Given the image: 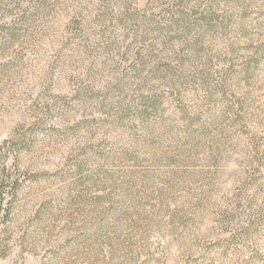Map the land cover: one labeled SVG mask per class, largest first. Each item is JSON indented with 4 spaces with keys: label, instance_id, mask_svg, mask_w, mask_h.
<instances>
[{
    "label": "rangeland",
    "instance_id": "374dc122",
    "mask_svg": "<svg viewBox=\"0 0 264 264\" xmlns=\"http://www.w3.org/2000/svg\"><path fill=\"white\" fill-rule=\"evenodd\" d=\"M0 185V264H264V0H0Z\"/></svg>",
    "mask_w": 264,
    "mask_h": 264
},
{
    "label": "trees",
    "instance_id": "16d2710c",
    "mask_svg": "<svg viewBox=\"0 0 264 264\" xmlns=\"http://www.w3.org/2000/svg\"><path fill=\"white\" fill-rule=\"evenodd\" d=\"M18 17H20V16H18ZM18 19L15 18V20L13 19V21L10 20L9 23L18 22ZM3 25H5V23H3ZM183 63L184 62H179L178 68H179V70H180L179 72L181 74H179L178 76H179V79H181V80L184 79L186 81L185 82L186 85L188 84V81H190L189 77L195 78L194 79L195 81L196 80L207 81V79L210 80L211 78L214 77V75L210 69H194L193 66H191V65L187 66L186 64H183ZM169 72H171V71H169ZM225 75H226V72H224V74L222 76L224 77ZM166 81L168 83L169 88H171V89L176 88L175 78H171L170 81H169V79H167ZM180 84H183V83L180 82ZM209 84L212 85V83H207V85H209ZM217 85H219V83H217ZM220 85H221V83H220ZM16 183H17V181H12V180L10 181V184L12 185V187H16ZM11 189H12L11 194H14L13 191L16 188H11ZM7 194L8 193H6V188L4 187V185H0V230L2 229L1 228L2 225H5L9 222L10 216H11V212L9 211V209H7L6 204H5L7 201Z\"/></svg>",
    "mask_w": 264,
    "mask_h": 264
}]
</instances>
